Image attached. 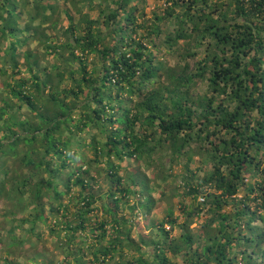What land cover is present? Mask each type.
<instances>
[{
  "label": "trees",
  "instance_id": "obj_1",
  "mask_svg": "<svg viewBox=\"0 0 264 264\" xmlns=\"http://www.w3.org/2000/svg\"><path fill=\"white\" fill-rule=\"evenodd\" d=\"M146 2L0 0V220L12 224L0 230V264H19L39 224L64 233L69 264L264 258V0H157L150 14ZM126 159L155 184L138 171L127 184ZM179 165L185 191L174 192L197 205L182 204L183 222L169 208L157 238L137 239L110 208L94 224L93 172L110 182V203L133 212L128 197L151 210L150 192Z\"/></svg>",
  "mask_w": 264,
  "mask_h": 264
},
{
  "label": "rangeland",
  "instance_id": "obj_2",
  "mask_svg": "<svg viewBox=\"0 0 264 264\" xmlns=\"http://www.w3.org/2000/svg\"><path fill=\"white\" fill-rule=\"evenodd\" d=\"M157 4V0H147L145 3V6L147 7V13L150 14L154 7ZM87 10V9H85ZM91 16H96L95 11H89ZM64 17V15H63ZM65 26H67V22L64 23ZM36 42L31 44V48L36 47ZM7 45V43H4L3 46ZM23 62V59H22ZM173 62V61H172ZM174 63V62H173ZM83 146L87 145L89 143L88 138H84ZM87 159L91 160L94 157L91 155V153H86ZM87 162V161H86ZM85 160L82 158L78 161V164L83 165L86 163ZM78 164H75L77 166ZM103 166V165H102ZM122 169L119 172V176L124 179V181L127 184H130V179L128 180V174H131L135 171L143 173V178H147V183L150 185L155 184L154 178L155 174L152 169H145L142 164H138V162H135L132 159H126L125 163H122ZM201 166L204 167V169L207 170V160L205 158L199 159L195 158L194 163L192 164V170H194L199 177H203L204 172L199 171V168ZM262 168H264V163L262 165ZM184 167L183 166H176L174 169V176L172 178H167V183L158 182V185L155 186V190H152L150 192L151 197L154 200H157V206L152 207L151 210H148L147 208H143L144 206H141V204L138 203L139 196L133 194L132 196L128 197V204L136 208L133 210V212L130 210V208L124 204L123 202L119 204V209H116L114 207L115 205L110 203V200L108 198V193L110 189V182H104L105 175L100 174L98 175L97 172H93L94 177L97 179V183L94 185V191L96 193L97 202L94 204L95 211L93 213V222L94 224L97 221H100V219H108L110 220L111 216L108 214V211L105 209H112L114 211H117L118 217L123 216L128 220H131L133 222L132 224V237L137 239L139 236L143 235L149 238H157V228L155 227L160 223L161 221L165 220L167 218L168 209L173 208V212L175 216H181L180 222L184 221V217L182 214V204L188 206V207H196V203H194V200L190 197H187L186 199H182V197L177 196V194H183L185 189L183 188V176H184ZM145 175V176H144ZM169 186L170 189L168 190H162L161 186ZM135 190H139V186L134 187ZM176 193H175V192ZM77 193V192H76ZM245 192H242L238 197L241 199L243 197ZM201 199V198H200ZM182 200H185L182 202ZM201 202V200H199ZM144 204L146 202L144 201ZM195 205V206H194ZM151 207V206H150ZM73 208V207H72ZM234 208L232 206L228 207L224 212H233ZM4 212V207L0 205V213ZM210 217L207 210L203 211L199 216H196L194 218V223L191 226V228L194 231L201 232V226L205 221ZM65 221V218L62 219V222ZM11 223L7 220H0V230L1 234L8 232L11 229ZM260 226H263V224L259 223ZM25 228L29 227V224L24 225ZM38 229L34 236H32L33 244L32 245H26L25 250L20 253V250L17 252L20 253L19 256H17V261L19 264H69L65 253L67 252V247H63L60 249L59 247V240L61 238L52 236L50 234V228L47 226H43V224L37 225ZM42 228V229H40ZM110 228V227H109ZM17 232V235L20 238H23L24 236H28L26 232ZM42 232V233H40ZM180 234V230L176 229L175 232L172 234V236L177 237ZM249 234V233H248ZM110 238V237H107ZM65 242L64 239H61ZM84 248H87L86 245L83 246ZM264 249V244L262 246ZM147 252V256H150L153 258V251L154 247L146 248L145 250ZM249 252V251H248ZM251 252V251H250ZM17 253V254H19ZM4 255V254H3ZM254 258L257 260L259 264H264V258L260 256L254 255ZM238 261H242V257H238ZM0 263L1 259H0ZM110 264H114L111 262ZM175 264H184L182 260H176Z\"/></svg>",
  "mask_w": 264,
  "mask_h": 264
},
{
  "label": "built area",
  "instance_id": "obj_3",
  "mask_svg": "<svg viewBox=\"0 0 264 264\" xmlns=\"http://www.w3.org/2000/svg\"><path fill=\"white\" fill-rule=\"evenodd\" d=\"M200 200H201V201H204V199H202V198H201Z\"/></svg>",
  "mask_w": 264,
  "mask_h": 264
}]
</instances>
